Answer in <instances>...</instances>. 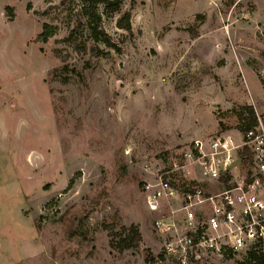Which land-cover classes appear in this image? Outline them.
<instances>
[{
	"label": "rangeland",
	"instance_id": "374dc122",
	"mask_svg": "<svg viewBox=\"0 0 264 264\" xmlns=\"http://www.w3.org/2000/svg\"><path fill=\"white\" fill-rule=\"evenodd\" d=\"M262 80L264 0H0V264H174L154 223L177 204L150 211L143 185H181L185 150L238 136L242 107L264 122ZM131 225L139 248H111Z\"/></svg>",
	"mask_w": 264,
	"mask_h": 264
},
{
	"label": "built area",
	"instance_id": "2783aa9c",
	"mask_svg": "<svg viewBox=\"0 0 264 264\" xmlns=\"http://www.w3.org/2000/svg\"><path fill=\"white\" fill-rule=\"evenodd\" d=\"M237 134L223 133L207 143L195 140L183 153L186 165L178 167L181 185L173 182L176 167L156 172L143 185L150 211H159L165 200L177 204L170 210L177 217L154 223L165 238L164 255L174 264L250 250L264 254V122L256 117L253 127ZM236 158L246 163L247 174L218 192L207 191V183L232 174Z\"/></svg>",
	"mask_w": 264,
	"mask_h": 264
},
{
	"label": "trees",
	"instance_id": "16d2710c",
	"mask_svg": "<svg viewBox=\"0 0 264 264\" xmlns=\"http://www.w3.org/2000/svg\"><path fill=\"white\" fill-rule=\"evenodd\" d=\"M100 1V0H95ZM107 1V0H102ZM130 14L126 13L123 16V19L119 23V27L125 30H130L129 23ZM90 19L93 23L92 35L95 39L99 40V35H105L101 31L98 30L100 18L95 14H90ZM54 33V30L48 26H43V32L41 34V38L43 42H46ZM262 85L264 86V80H262ZM238 120L240 122V132H245L247 129L253 127L256 123V116L251 106H245L241 108V111L238 114ZM225 182V181H224ZM127 236L121 237L118 241L110 240V247L117 249L119 252H123L129 249L139 248L142 242V236L138 230L136 225H131L126 229ZM230 256H232L230 254ZM147 257H150L151 262H155L157 259H162V256L159 255L157 258H153L151 254L147 251ZM239 264H264V254L259 250H250L245 256L243 262Z\"/></svg>",
	"mask_w": 264,
	"mask_h": 264
}]
</instances>
